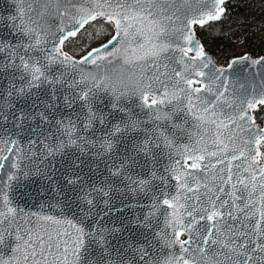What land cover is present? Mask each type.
I'll list each match as a JSON object with an SVG mask.
<instances>
[{"label":"snow or ice","instance_id":"obj_1","mask_svg":"<svg viewBox=\"0 0 264 264\" xmlns=\"http://www.w3.org/2000/svg\"><path fill=\"white\" fill-rule=\"evenodd\" d=\"M12 6L0 264H264V57L217 66L197 36L228 0Z\"/></svg>","mask_w":264,"mask_h":264},{"label":"rangeland","instance_id":"obj_2","mask_svg":"<svg viewBox=\"0 0 264 264\" xmlns=\"http://www.w3.org/2000/svg\"><path fill=\"white\" fill-rule=\"evenodd\" d=\"M262 17V15L254 17L251 19L252 24L248 27L249 31H241L240 28L245 27V25L241 23L242 18L228 9L227 15L225 17L227 18V22L230 26L226 33L228 44L222 50L224 55L217 61L218 64H225L230 57L239 55L241 53H258L252 51V49L258 44L264 42V20ZM94 30V28H89V31ZM233 34H235L234 38ZM78 37L79 38H71L66 42L67 46L69 47L67 51L70 55H74L76 57L83 54L85 46L94 45L96 43V41H89L87 34L83 33V31L82 33L78 34ZM246 41H248V43H246ZM218 48V51H221L220 47Z\"/></svg>","mask_w":264,"mask_h":264},{"label":"trees","instance_id":"obj_3","mask_svg":"<svg viewBox=\"0 0 264 264\" xmlns=\"http://www.w3.org/2000/svg\"><path fill=\"white\" fill-rule=\"evenodd\" d=\"M229 10H231L236 15L242 18L241 23L245 27H241V31H249V26L252 24L251 19L262 15L264 20V0H228ZM245 20V21H243ZM223 25V27H221ZM227 18H224L220 22H216L211 25V27L205 26V28H197V36L203 41H207L206 50L211 51L213 54H216L218 59L224 55L222 51L224 47L227 46L226 33L229 28ZM219 36L222 40H215L213 37ZM248 43V41H246ZM221 51H218L219 48ZM67 44H65V51L68 50ZM252 51L263 53L264 52V42L255 46Z\"/></svg>","mask_w":264,"mask_h":264},{"label":"water","instance_id":"obj_4","mask_svg":"<svg viewBox=\"0 0 264 264\" xmlns=\"http://www.w3.org/2000/svg\"><path fill=\"white\" fill-rule=\"evenodd\" d=\"M11 14H14V8L12 6V0H0V16H3L5 18H7ZM8 31L9 30L5 26V24L0 22V38L8 37ZM8 38L10 39L11 37H8ZM209 54L211 55L210 52H209ZM244 54H247L252 59H257V58H260V57H264V53L260 54V55H257V56H253L250 53H241L239 55H235V56H232V57L243 56ZM232 57H230L229 59H231ZM226 64H227V62L225 64H222V65H218L217 64V66H225ZM34 181H36V178L34 176L32 178H30L29 180H24L22 178V181H21L22 186L18 189L19 197H23V199H19V197H18V202L21 204V206L25 205V200L28 201V205L29 206L36 204V200L35 199H29L25 195V193H30V192H33L35 190L36 184H35ZM31 210H35V209L33 208Z\"/></svg>","mask_w":264,"mask_h":264},{"label":"flooded vegetation","instance_id":"obj_5","mask_svg":"<svg viewBox=\"0 0 264 264\" xmlns=\"http://www.w3.org/2000/svg\"><path fill=\"white\" fill-rule=\"evenodd\" d=\"M210 53H211V56L213 57V59H214V61L216 62V64H218V57H217V55L216 54H213L211 51H209ZM218 65H220V64H218ZM263 113H264V111H261L259 114H258V116L259 115H261V116H263ZM261 123H264V121H262Z\"/></svg>","mask_w":264,"mask_h":264},{"label":"built area","instance_id":"obj_6","mask_svg":"<svg viewBox=\"0 0 264 264\" xmlns=\"http://www.w3.org/2000/svg\"><path fill=\"white\" fill-rule=\"evenodd\" d=\"M264 121V113H263V116L259 115L258 116V122H262Z\"/></svg>","mask_w":264,"mask_h":264}]
</instances>
